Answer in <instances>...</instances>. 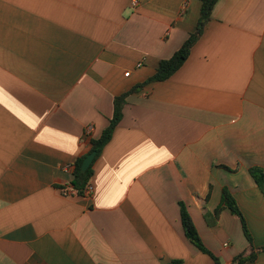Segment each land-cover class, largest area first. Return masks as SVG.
<instances>
[{
    "label": "crops",
    "instance_id": "obj_1",
    "mask_svg": "<svg viewBox=\"0 0 264 264\" xmlns=\"http://www.w3.org/2000/svg\"><path fill=\"white\" fill-rule=\"evenodd\" d=\"M138 5L134 6V2ZM200 0H0V264H233L264 247V0H219L167 81L127 98L95 162L116 97L145 83L196 31ZM130 73L129 76L126 74ZM247 264H264V252Z\"/></svg>",
    "mask_w": 264,
    "mask_h": 264
},
{
    "label": "trees",
    "instance_id": "obj_2",
    "mask_svg": "<svg viewBox=\"0 0 264 264\" xmlns=\"http://www.w3.org/2000/svg\"><path fill=\"white\" fill-rule=\"evenodd\" d=\"M202 3L201 14L197 24L196 31L190 35L188 40L183 44V46L169 59H164L160 62V65L157 69L155 75L148 79L145 83L134 87L132 90L122 94L121 96L116 97L114 102V114L110 121V125L103 132L99 139L91 140V151L89 154L78 159L76 163V168L74 171V180L72 182L74 190L78 195H85V190L91 186V182L94 176V165L98 158L101 156L104 148L112 140L113 133L119 123L124 117V110L127 104V98L135 93H139L147 85L155 82H164L170 79L187 61L189 58L193 47L197 41L204 34L206 27L213 20V11L219 0H200ZM93 152H96L97 155L94 159V162L91 164L90 168L86 171H82V165L84 160ZM250 174L253 179L261 189L264 194V169L260 167H254L250 170ZM229 208L234 215L240 218L243 230L247 239L250 242V249L247 253H243L235 257L233 264H247L249 262H254L257 260L258 254L264 252V247L255 248L253 245V239L250 234L248 225L246 223L245 217L241 212L239 206L237 205L236 200L233 196L227 191H224L222 197V204L219 209L216 211L217 215L224 209ZM181 214H182V223L185 230L187 238L204 254H207L213 258L217 264H221L220 259L217 258L205 245L191 215L189 214L186 206L181 203ZM171 264H183L182 261L176 260Z\"/></svg>",
    "mask_w": 264,
    "mask_h": 264
},
{
    "label": "water",
    "instance_id": "obj_3",
    "mask_svg": "<svg viewBox=\"0 0 264 264\" xmlns=\"http://www.w3.org/2000/svg\"><path fill=\"white\" fill-rule=\"evenodd\" d=\"M96 155L97 153L93 152L84 160L83 165H82L83 172H86L90 168L91 164L94 162Z\"/></svg>",
    "mask_w": 264,
    "mask_h": 264
},
{
    "label": "built area",
    "instance_id": "obj_4",
    "mask_svg": "<svg viewBox=\"0 0 264 264\" xmlns=\"http://www.w3.org/2000/svg\"><path fill=\"white\" fill-rule=\"evenodd\" d=\"M138 5V1H135L134 2V6H137ZM127 76H129L130 75V73H127L126 74ZM93 186L91 185V186H89L86 190H85V195L86 196H91L92 194H93Z\"/></svg>",
    "mask_w": 264,
    "mask_h": 264
}]
</instances>
